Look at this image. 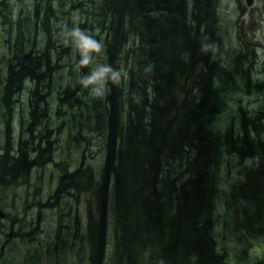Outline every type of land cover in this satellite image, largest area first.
<instances>
[{"label": "trees", "instance_id": "trees-1", "mask_svg": "<svg viewBox=\"0 0 264 264\" xmlns=\"http://www.w3.org/2000/svg\"><path fill=\"white\" fill-rule=\"evenodd\" d=\"M63 1L32 0L23 10H34V24L39 28L43 17L39 10H46V18L47 10L54 7L66 10L58 14L69 15V6L61 9ZM91 1V5L87 0L77 3H84L81 10L96 11L92 21L99 34L94 39L104 45L99 67L108 65L119 72V82L108 80L104 96L70 98L75 105L85 104L91 121L106 133L101 145L104 157L97 180L90 170L78 168L60 177L53 195L58 197L63 182L77 188L81 179L98 188V217L91 213L88 217L89 264L106 263L109 243L113 245L109 264H227L228 251L216 231L220 222L216 208L218 173L228 155L253 161L244 180L231 192L230 210L236 223L242 224L239 234L243 241L253 236L251 239L264 242L259 232L264 222V112L249 115L240 107L237 131L232 125L225 130L217 125L228 84L239 76L250 88V79L247 70L238 69L240 54L233 65L223 64L228 41L220 33L216 0ZM15 3L0 0V24L9 27L10 33L14 26L23 29L20 19L12 16ZM83 13V19L92 16V12ZM92 21L88 18L89 28L95 27ZM48 46H52L51 40ZM38 53L32 55L19 45L7 47L3 55L8 58L4 62L6 95L19 87L24 76L43 77L40 70L49 57L47 52ZM74 56L84 77L89 65L79 63L76 47ZM55 69L50 63L46 71ZM72 81L79 84L75 75ZM70 88L68 85L65 91ZM255 88L264 91V82ZM37 119L36 111L32 112L33 124ZM41 138L27 149L20 148L16 157L11 152L0 156V185L52 162V143L47 141L41 147ZM247 193L253 196L251 203L249 198L245 200ZM234 196L250 203V210L233 208ZM112 198L111 224L107 211ZM257 225L260 230L255 229ZM261 246L262 255L254 264H264V243ZM247 248L244 245L238 252L237 264H249Z\"/></svg>", "mask_w": 264, "mask_h": 264}, {"label": "rangeland", "instance_id": "rangeland-1", "mask_svg": "<svg viewBox=\"0 0 264 264\" xmlns=\"http://www.w3.org/2000/svg\"><path fill=\"white\" fill-rule=\"evenodd\" d=\"M15 1L16 12L12 16L15 20L20 19L22 31L14 26V33H10L9 27L0 24V156L11 152L16 157L20 148L27 149L41 137V147L50 141L53 152L52 162L33 168L26 177L19 178L18 174L12 183L3 181L0 185V264H89V244L86 242L88 217L89 213L98 217V188L88 186L81 179L77 188L63 182L58 197L53 198V195L60 177L65 173H73L81 168L82 171L90 170L97 180L101 172L104 157L101 145L106 133L91 121L85 104L70 102L75 95L82 100L98 97L91 93V86L85 87L81 83V70L74 56L75 43L71 38L74 28L93 38L98 36L96 22L92 21L96 11L81 10L84 3L77 2L86 0H64L61 9L69 6V15L66 16V10H56L57 7H54L52 11L47 10L49 17L46 18V10H39L43 17L38 28L34 24V10H23L32 0ZM248 1L216 0L220 33L228 41L222 57L223 64L233 65L240 54L238 69L247 70L250 79V88L241 83L239 76L228 84L227 99L217 117V125L222 130L230 125L234 131L238 130L240 107L249 115L264 112V91L259 92L255 88L257 83L264 82V0H250V5H247ZM85 3L93 4L91 0ZM72 5L79 6V9H71ZM60 11L65 13L58 14ZM83 11L92 12V16L83 19ZM19 12L21 18L18 17ZM88 18L95 27L89 28ZM2 20L1 17L0 22ZM80 24L87 25L82 27ZM48 40H51L52 46H48ZM16 45L33 52L32 55H40L38 50L47 52L49 61H43L45 66L40 70L43 75L41 79L24 76L18 82L19 87L11 88L6 95L3 87L7 65L4 62L8 58L3 55L8 46ZM101 55L94 56L84 76L100 68ZM50 63L56 69L49 73L46 69ZM74 75L79 84L75 85L72 81ZM68 85L71 88L65 91ZM262 87L258 85L259 89ZM105 89H101V92ZM66 99L69 103H66ZM34 111L38 117L35 124L32 121ZM261 135V139H264V130ZM170 162L174 164L172 160ZM251 165V159L240 161L237 156L228 155L218 173L220 196L216 215L220 222L216 225V231L221 238V246L228 251L227 264H237V254L244 245L249 247L245 250L249 264H254L262 255L261 245L264 242L251 239L253 236L243 241L239 234L242 224L236 223L230 210L232 190L244 180V173ZM174 171L178 172L176 166ZM247 198L250 203L254 200L248 193L245 200ZM242 199L234 196L233 208L250 210V203ZM112 206H115L113 198L109 199L107 211V221L111 224L114 221ZM262 224L263 229L260 230ZM261 225L255 229H259L264 236V222ZM106 250L105 264H109L113 245L107 244Z\"/></svg>", "mask_w": 264, "mask_h": 264}, {"label": "clouds", "instance_id": "clouds-1", "mask_svg": "<svg viewBox=\"0 0 264 264\" xmlns=\"http://www.w3.org/2000/svg\"><path fill=\"white\" fill-rule=\"evenodd\" d=\"M71 38L80 54L81 58L79 63L81 65H90L93 62L94 56L99 55L104 51V45L100 41L94 39L79 28H74L71 31ZM119 76V72L113 70L108 65H104L103 67L92 71L90 75L82 77L81 83L85 87L91 86V93L100 97L104 96L108 91V89H105L107 81L112 80L114 83H118ZM101 89L105 90L101 92Z\"/></svg>", "mask_w": 264, "mask_h": 264}, {"label": "water", "instance_id": "water-1", "mask_svg": "<svg viewBox=\"0 0 264 264\" xmlns=\"http://www.w3.org/2000/svg\"><path fill=\"white\" fill-rule=\"evenodd\" d=\"M247 5H250V0L247 2ZM0 214H1V212H0ZM2 215V214H1Z\"/></svg>", "mask_w": 264, "mask_h": 264}]
</instances>
